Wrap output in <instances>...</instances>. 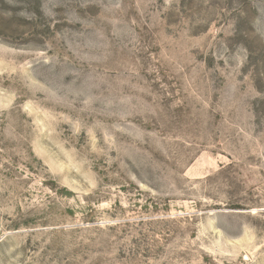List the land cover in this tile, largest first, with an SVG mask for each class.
I'll list each match as a JSON object with an SVG mask.
<instances>
[{"label":"rangeland","instance_id":"rangeland-1","mask_svg":"<svg viewBox=\"0 0 264 264\" xmlns=\"http://www.w3.org/2000/svg\"><path fill=\"white\" fill-rule=\"evenodd\" d=\"M0 264H264V0H0Z\"/></svg>","mask_w":264,"mask_h":264}]
</instances>
